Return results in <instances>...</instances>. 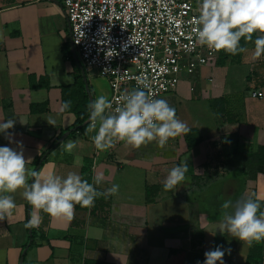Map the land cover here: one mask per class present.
<instances>
[{
	"label": "crops",
	"instance_id": "crops-1",
	"mask_svg": "<svg viewBox=\"0 0 264 264\" xmlns=\"http://www.w3.org/2000/svg\"><path fill=\"white\" fill-rule=\"evenodd\" d=\"M231 4L247 36L239 57L217 65V55L182 73L159 99L165 124L105 149L95 146L93 127L70 134L81 94L62 103V88L75 81L69 54L81 63L60 0H0V264H244L259 239L264 264V218L240 208L242 198L264 202V167L247 179L221 162L264 146V0ZM91 70L84 75L94 115L109 90ZM219 97L235 122H217L209 101ZM35 104L46 107L31 111ZM189 128L203 138L191 149ZM66 130L39 167L29 201L35 162ZM87 163L110 194L104 214L74 209ZM147 186L156 187L150 201ZM29 226L33 245L22 256Z\"/></svg>",
	"mask_w": 264,
	"mask_h": 264
},
{
	"label": "built area",
	"instance_id": "built-area-1",
	"mask_svg": "<svg viewBox=\"0 0 264 264\" xmlns=\"http://www.w3.org/2000/svg\"><path fill=\"white\" fill-rule=\"evenodd\" d=\"M233 1L60 0L73 53L108 82L104 109L89 120L97 148L160 126L159 99L175 90L181 73L217 57L230 22L225 3Z\"/></svg>",
	"mask_w": 264,
	"mask_h": 264
},
{
	"label": "trees",
	"instance_id": "trees-1",
	"mask_svg": "<svg viewBox=\"0 0 264 264\" xmlns=\"http://www.w3.org/2000/svg\"><path fill=\"white\" fill-rule=\"evenodd\" d=\"M230 22L226 30V33L222 39V44L219 49L218 58L216 60L217 65H223L226 57H233L237 59L240 52L247 40V36L243 30L241 18H240V8L234 4L231 5L229 11ZM65 55L70 52L65 48ZM74 65L75 71V81L72 85L62 88V103L68 105L72 96L79 91L81 98L79 103L74 108L76 115L75 122L72 126L74 130L70 131L73 134L76 130H84L88 123L84 121L89 116L90 102L89 96L85 90L82 71L78 64V60L74 59L72 55L69 54ZM85 71V69H84ZM83 71V72H84ZM211 109L216 113V119L219 124L233 123L236 121V115L227 108L228 102L224 97L214 98L209 101ZM38 107L45 109L46 104L41 105H31V111L36 110ZM67 130H70L68 128ZM66 130V131H67ZM58 139V138H57ZM57 139L39 156L35 162V167L29 179L28 186V198L29 201L33 196V185L35 177L39 167L45 161L47 156L54 150L57 146ZM202 136L196 128H189L184 132V140L187 144V148L191 149L196 146L201 140ZM221 162H223L224 168L228 166H237L243 170L244 176L247 179H254L256 175L263 171L264 167V146H260L256 151H233L230 156L225 157ZM82 178L79 186V195L77 201L74 205L75 211L89 209L91 214L101 213L104 214L107 211L110 202V194L101 189L99 182L93 179L91 172L89 171V163L85 164L82 169ZM156 187L147 186L146 187V201L152 199L153 193ZM240 208H248L251 212L256 213L258 216L264 218V202H259L254 198H242L240 202ZM31 235L27 243L23 247V251L33 245L34 240V229L30 228ZM262 259V243L259 239L251 243L248 251L247 259L244 264H261ZM89 264H106L98 262H88Z\"/></svg>",
	"mask_w": 264,
	"mask_h": 264
},
{
	"label": "rangeland",
	"instance_id": "rangeland-1",
	"mask_svg": "<svg viewBox=\"0 0 264 264\" xmlns=\"http://www.w3.org/2000/svg\"><path fill=\"white\" fill-rule=\"evenodd\" d=\"M231 3L230 2H227V3H225V7L226 8H230L231 9ZM239 57V56H238ZM232 60L233 59V57H231V56H229V57H226L225 58V61H227V60ZM214 64H216V63H214ZM88 76L90 77V79H93V80H97V81H101L102 79H101V77L98 75V72H97V70L96 69H92L90 72H88ZM182 77V73L180 74V78ZM104 79V78H103ZM106 80V79H105ZM107 81V80H106ZM102 82V81H101ZM107 84H108V82H107ZM103 89L105 90L106 88H105V86L103 87ZM108 90H109V86H108ZM109 93H110V90H109ZM172 92H168V93H165V94H163L161 97H163V96H166V95H169V94H171ZM95 114H94V117L95 118H98L99 117V115L102 113V111L100 110V103H99V100L98 101H96L95 102ZM104 109V108H103ZM168 117V116H167ZM167 117H166V115H163V122L160 124V126H162L163 124H165V120H167ZM166 118V119H165ZM167 122V121H166ZM87 126H89L90 128L91 127H93L94 129H95V131H96V127L92 124V123H88V125ZM86 126V127H87ZM88 127V128H89ZM152 131H155V129L154 130H151V131H148V132H141V133H135V134H143V133H149V132H152ZM130 133H134V132H130ZM94 138H95V132H94ZM116 147V146H115Z\"/></svg>",
	"mask_w": 264,
	"mask_h": 264
},
{
	"label": "water",
	"instance_id": "water-1",
	"mask_svg": "<svg viewBox=\"0 0 264 264\" xmlns=\"http://www.w3.org/2000/svg\"><path fill=\"white\" fill-rule=\"evenodd\" d=\"M70 45H71V41H70ZM74 58L76 59V56L74 54ZM80 66V69L82 71V74H83V81H84V84H85V89H86V92L88 93L89 95V101H90V111H89V116L88 118L86 119V122L85 123H89V120L91 119V117L93 116V106H92V101H91V96H90V92H89V88H88V84L86 83V78H85V75H84V68L82 67L81 64H79ZM69 133V131L63 133L61 135V137L57 140L56 143H59L67 134ZM29 235H31V231H29ZM25 251H22V256L24 254Z\"/></svg>",
	"mask_w": 264,
	"mask_h": 264
}]
</instances>
